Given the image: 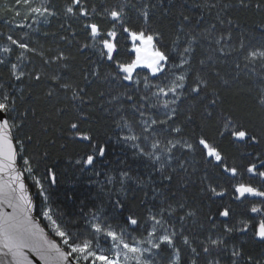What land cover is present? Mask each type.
I'll return each instance as SVG.
<instances>
[{
    "label": "snow or ice",
    "instance_id": "obj_1",
    "mask_svg": "<svg viewBox=\"0 0 264 264\" xmlns=\"http://www.w3.org/2000/svg\"><path fill=\"white\" fill-rule=\"evenodd\" d=\"M0 17V264H264V0Z\"/></svg>",
    "mask_w": 264,
    "mask_h": 264
},
{
    "label": "trees",
    "instance_id": "obj_2",
    "mask_svg": "<svg viewBox=\"0 0 264 264\" xmlns=\"http://www.w3.org/2000/svg\"><path fill=\"white\" fill-rule=\"evenodd\" d=\"M237 15L241 18V20H244V19H247L248 20V23L251 24L252 23V18L249 17H245L242 13H237ZM0 28H3L6 30V26L4 24V19L3 17H0ZM71 150V149H70ZM232 151H234V149H231ZM119 152V149H117V154ZM59 155H64L63 153H59L58 154V157ZM58 162L60 164H64V161L63 160H60L58 158ZM69 175L70 174H65V176L63 177V180L67 181L69 179ZM86 188V185H84L83 183L79 184V185H76L75 186V192L76 194H80L81 192L84 191V189ZM60 192H64V191H73V188L69 187L68 183H65V182H62L61 185H60V189H59ZM63 197L60 196L57 200V203H63Z\"/></svg>",
    "mask_w": 264,
    "mask_h": 264
},
{
    "label": "rangeland",
    "instance_id": "obj_3",
    "mask_svg": "<svg viewBox=\"0 0 264 264\" xmlns=\"http://www.w3.org/2000/svg\"><path fill=\"white\" fill-rule=\"evenodd\" d=\"M4 2H6V0H0V5H2ZM7 2H11V0H7Z\"/></svg>",
    "mask_w": 264,
    "mask_h": 264
}]
</instances>
